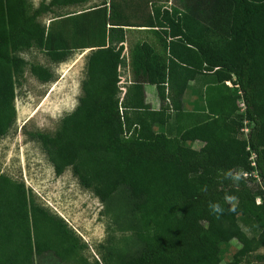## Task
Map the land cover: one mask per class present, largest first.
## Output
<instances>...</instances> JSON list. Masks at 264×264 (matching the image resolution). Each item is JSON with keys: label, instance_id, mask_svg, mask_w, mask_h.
Instances as JSON below:
<instances>
[{"label": "trees", "instance_id": "obj_1", "mask_svg": "<svg viewBox=\"0 0 264 264\" xmlns=\"http://www.w3.org/2000/svg\"><path fill=\"white\" fill-rule=\"evenodd\" d=\"M87 1L33 9L27 0H0V138L14 123L15 80L27 65L18 53L36 47L59 63L75 48L93 49L75 110L53 136L35 137L55 176L71 168L121 234L104 247L105 264H219L221 245L231 240L240 245L232 264H240L264 248V0H173L170 7L172 0H108L101 10L69 15L76 17L71 46L37 21L53 7ZM130 28L152 41L130 46L131 81L120 100ZM30 71L52 80L47 68ZM146 85L155 87L156 111L145 101ZM190 89L203 95L204 114L183 109ZM176 122L188 123L176 137L153 130ZM252 170L258 180L242 176ZM79 249L60 218L0 173V264H85Z\"/></svg>", "mask_w": 264, "mask_h": 264}, {"label": "rangeland", "instance_id": "obj_2", "mask_svg": "<svg viewBox=\"0 0 264 264\" xmlns=\"http://www.w3.org/2000/svg\"><path fill=\"white\" fill-rule=\"evenodd\" d=\"M27 1L35 9L41 2L47 4L50 0ZM107 2L108 0H88L77 6L53 7L50 12L39 16L37 21L46 28L47 32L60 33L71 46L74 40L71 23L76 17L69 15L75 16L86 10H101L102 5ZM171 3L174 4V1H169L166 6L170 7ZM132 32L138 31L128 33L124 44L125 57L130 46L135 42L152 41L151 35L144 36ZM92 50L89 49L85 54V50L75 48L67 60L59 63L51 61L36 47L18 53L27 65L23 75L15 80L14 123L0 138V173L14 181L22 182L31 201L66 224L81 246L77 252L80 260L85 264H105L102 257L104 247L112 240L120 242L121 234L114 235L112 231L115 227L111 216L104 211L103 203L90 189L84 188L79 183L71 168H67L60 176H55L46 152L35 137L39 134L53 136L60 128L62 119L75 110L82 96L81 84L86 77L87 58ZM34 65L47 68L52 74V80L46 83L38 81L30 71V67ZM128 69L130 72V68ZM124 72H121L124 82L129 83L131 72L129 79L127 72L126 75ZM225 84L240 94L232 82ZM124 93L122 90L119 95L120 100ZM183 103V109L188 114L202 115L206 112L203 95L191 89L185 93ZM238 109L242 122L239 136L245 138L248 129L241 101L238 102ZM185 127H188V123L176 122L166 126L156 125L153 130L156 133H166L176 137ZM186 146L198 149L202 143L189 142ZM256 184H258L257 180L249 183L253 188ZM239 246L236 240L222 244L219 264H232L233 254ZM42 264L52 263L47 261ZM240 264H264V248L243 257Z\"/></svg>", "mask_w": 264, "mask_h": 264}, {"label": "crops", "instance_id": "obj_3", "mask_svg": "<svg viewBox=\"0 0 264 264\" xmlns=\"http://www.w3.org/2000/svg\"><path fill=\"white\" fill-rule=\"evenodd\" d=\"M129 31H127V34H126V38H127V35H128V33H131V31H138V32H132V33H141L140 35H144L145 36V34H147V35H150V33L149 32H139V31H144V29H134V28H130V29H128ZM137 34H135V35H137ZM126 43V42H125ZM124 43V44H125ZM124 46V45H123ZM89 49H86L85 50V54H86V52L88 51ZM125 48H124V50H123V55H124V52H125ZM127 56H128V54H127ZM126 56V57H127ZM124 57H125V55H124ZM125 57V60H126V62H125V66H123V67H120L119 69H118V71H119V73H120V80H123L122 82L120 81V83H119V85L121 86V91L123 90L124 92H125V88H126V86H128V84H130V81H131V78L129 77V65H128V57L126 58ZM123 71H125L124 72V74L126 75V72H127V74H128V79L130 78V80H129V83H125L124 82V80L125 79H123V77H122V73H123ZM122 72V73H121ZM145 101H146V103L147 104H149L150 105V107H151V109L152 110H158L159 109V107H160V102H159V99H158V96H157V93H156V90H155V87L154 86H152V85H146L145 86Z\"/></svg>", "mask_w": 264, "mask_h": 264}, {"label": "built area", "instance_id": "obj_4", "mask_svg": "<svg viewBox=\"0 0 264 264\" xmlns=\"http://www.w3.org/2000/svg\"><path fill=\"white\" fill-rule=\"evenodd\" d=\"M243 106V105H242ZM255 160H254V155L252 154L251 155V157H250V162H251V167H253V168H255V162H254ZM242 176L244 177V178H251V177H254V178H256L257 180L259 179L258 178V176H257V172L255 171V170H252V171H250V172H245V173H243L242 174ZM256 202L257 203H260V198H257L256 199Z\"/></svg>", "mask_w": 264, "mask_h": 264}]
</instances>
